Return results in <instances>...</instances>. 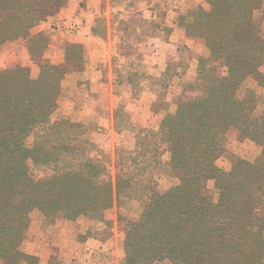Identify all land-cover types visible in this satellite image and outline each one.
<instances>
[{
	"label": "trees",
	"instance_id": "trees-1",
	"mask_svg": "<svg viewBox=\"0 0 264 264\" xmlns=\"http://www.w3.org/2000/svg\"><path fill=\"white\" fill-rule=\"evenodd\" d=\"M67 1L0 0V46L20 36L45 45L46 36L31 29ZM202 2L207 7L198 3L176 19L186 35L203 42L197 92L182 93L174 111L165 112L156 129L141 130L131 149H116L113 179L90 153L95 146L82 124L51 120L64 78L58 65L40 61L35 77L18 64L0 71V264H36V256L19 248L33 209L51 221L101 220L114 203L130 200L141 209L135 220L121 218L123 264H264V112L252 113L251 92L242 87L258 77L264 41L254 35L253 14L262 0ZM92 32L103 36L98 26ZM66 48L71 67H80L79 52ZM229 128L259 155L235 156L222 169L215 162ZM164 153L180 177L159 192L147 173ZM29 162L49 175L34 179ZM208 180L215 200L204 192Z\"/></svg>",
	"mask_w": 264,
	"mask_h": 264
},
{
	"label": "rangeland",
	"instance_id": "rangeland-1",
	"mask_svg": "<svg viewBox=\"0 0 264 264\" xmlns=\"http://www.w3.org/2000/svg\"><path fill=\"white\" fill-rule=\"evenodd\" d=\"M198 3L207 7L202 0H93L89 3L68 0L61 7L98 9L101 16L97 26L103 32L104 41L97 46L100 51L88 54L84 73H72L61 84L51 120L62 118L82 124L95 146L90 153L108 165L112 179L116 149H131L141 130L156 129L163 114L174 111L182 93L197 92L194 86L198 80L196 68L202 46L197 40H190L188 46L181 41L174 47L171 22L176 23L180 14ZM263 10L261 3L254 11L253 30L254 35L264 41ZM82 16L59 20L61 23L55 27L64 34L75 35L85 26ZM70 27L72 32L68 30ZM49 42L43 45L22 36L5 42L0 46V71L18 64L35 77L43 56L49 58L53 51L60 53L66 48L63 39ZM262 48L263 52L256 55L258 77H248L242 86L251 92L254 115L264 112V80L259 83L264 77V45ZM22 49H28L29 61ZM99 70L100 73H95ZM32 140L31 134L26 143L29 145ZM258 155L259 148L255 144L229 128L224 133V152L215 163L228 169L235 156L252 160ZM160 160V165L150 170L147 178L159 192H165L179 183L180 176L168 164L167 153ZM29 167L34 179L46 178L50 172L30 162ZM204 192L212 200L216 199L213 180L206 182ZM140 209L138 202L130 200L121 206L114 203L101 220L79 216L74 220L57 217L53 221L33 209L19 248L36 256V264H123L125 235L121 218L135 220ZM155 264L172 263L163 260Z\"/></svg>",
	"mask_w": 264,
	"mask_h": 264
},
{
	"label": "crops",
	"instance_id": "crops-1",
	"mask_svg": "<svg viewBox=\"0 0 264 264\" xmlns=\"http://www.w3.org/2000/svg\"><path fill=\"white\" fill-rule=\"evenodd\" d=\"M86 1L89 3L93 0H86ZM181 1L183 2L184 0H181ZM197 1H199V0H197ZM262 7L264 8V0L262 1ZM97 10L98 9H93V8L90 10H88V9L84 10V8H81V7L76 9V8H74L73 5H68L64 8H61L58 10H53L52 11L53 14L49 15L46 19L41 20L38 23V25H36L34 27L32 34H36L38 36L39 35L40 36L41 35L46 36L47 41L50 40V42H49L50 44H51V42H55L59 39L60 40L63 39L65 42V46L67 48H69L70 50L76 49L79 52V55L83 59V62L80 65V67L72 68L70 65L71 61L67 57L66 50H64V52H60V53L53 51V55L52 56L49 55V58L43 56V58L41 60L42 62L45 61V62L56 64L62 69V71L64 73V78L62 79L61 84L72 73H78V74L84 73L83 65H85V62L87 61L88 54L100 51L99 47H97V46L100 45L101 42L104 41L103 36H101L99 34H93V32H92V29L96 28V26H97L98 17L101 16ZM77 11H78V13H77ZM107 13L110 14L109 9H108ZM82 15H84V16H82ZM75 16H77V17L82 16L85 19V21H84L85 26L82 27L77 34L67 35V34H64L60 31H58L60 29H57L55 27L56 25L58 26V24L61 23V22H58L59 20L63 19V20L69 21L70 19H72ZM171 26H174L173 36H174V39L176 41L174 47H176V45L178 43H180L181 41L188 46L190 43V40H192V41L197 40L198 42H200L202 49H203V50L202 49L200 50V54H198V57L203 53L204 46H203V42L201 39L186 36L184 30L182 28L178 27V25L173 21L171 22ZM110 29H111L110 25L108 24L107 36L109 39H110V36H109ZM21 52L26 53V59L29 61V59L31 57H30V53L28 52V49H22ZM25 61H24V64H26ZM95 73H100V70L96 71ZM99 77L101 78L102 75L100 74ZM94 79H96V76Z\"/></svg>",
	"mask_w": 264,
	"mask_h": 264
},
{
	"label": "built area",
	"instance_id": "built-area-1",
	"mask_svg": "<svg viewBox=\"0 0 264 264\" xmlns=\"http://www.w3.org/2000/svg\"><path fill=\"white\" fill-rule=\"evenodd\" d=\"M71 29V27L70 28H68V30H70ZM69 32H72V30H70Z\"/></svg>",
	"mask_w": 264,
	"mask_h": 264
}]
</instances>
